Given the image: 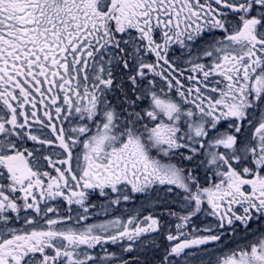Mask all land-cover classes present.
I'll list each match as a JSON object with an SVG mask.
<instances>
[{
    "label": "snow or ice",
    "instance_id": "1",
    "mask_svg": "<svg viewBox=\"0 0 264 264\" xmlns=\"http://www.w3.org/2000/svg\"><path fill=\"white\" fill-rule=\"evenodd\" d=\"M0 264H264V0H0Z\"/></svg>",
    "mask_w": 264,
    "mask_h": 264
}]
</instances>
